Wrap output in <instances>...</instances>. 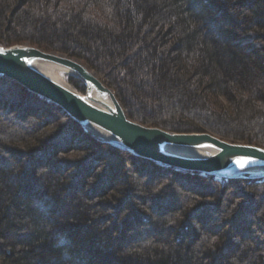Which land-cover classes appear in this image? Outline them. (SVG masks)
<instances>
[{
	"label": "trees",
	"instance_id": "trees-1",
	"mask_svg": "<svg viewBox=\"0 0 264 264\" xmlns=\"http://www.w3.org/2000/svg\"><path fill=\"white\" fill-rule=\"evenodd\" d=\"M0 43L82 61L142 124L264 147V0H0ZM0 264H264V177L137 156L0 76Z\"/></svg>",
	"mask_w": 264,
	"mask_h": 264
},
{
	"label": "water",
	"instance_id": "water-1",
	"mask_svg": "<svg viewBox=\"0 0 264 264\" xmlns=\"http://www.w3.org/2000/svg\"><path fill=\"white\" fill-rule=\"evenodd\" d=\"M42 64L58 65L78 76L85 91L45 73ZM0 76L10 77L55 103L96 139L137 156L221 179L264 177V147L230 141L211 132H172L137 122L94 70L66 54L28 43H0Z\"/></svg>",
	"mask_w": 264,
	"mask_h": 264
},
{
	"label": "bare ground",
	"instance_id": "bare-ground-1",
	"mask_svg": "<svg viewBox=\"0 0 264 264\" xmlns=\"http://www.w3.org/2000/svg\"><path fill=\"white\" fill-rule=\"evenodd\" d=\"M40 68L47 74H49L50 76L56 78V79H59V80H63L61 77H60V72L61 71H65L66 72V69L63 68V67H60L58 65L54 66L52 64H42L40 66ZM99 133V132H97ZM101 134V133H99ZM103 136V135H102Z\"/></svg>",
	"mask_w": 264,
	"mask_h": 264
},
{
	"label": "rangeland",
	"instance_id": "rangeland-1",
	"mask_svg": "<svg viewBox=\"0 0 264 264\" xmlns=\"http://www.w3.org/2000/svg\"><path fill=\"white\" fill-rule=\"evenodd\" d=\"M68 73L67 72H65V71H61L60 72V77L65 81V82H67V83H69L68 82ZM76 76V75H75ZM70 84V83H69ZM71 85V84H70Z\"/></svg>",
	"mask_w": 264,
	"mask_h": 264
}]
</instances>
